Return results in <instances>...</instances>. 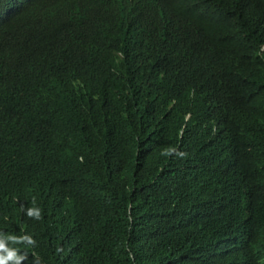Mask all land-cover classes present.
Segmentation results:
<instances>
[{"label":"trees","instance_id":"trees-1","mask_svg":"<svg viewBox=\"0 0 264 264\" xmlns=\"http://www.w3.org/2000/svg\"><path fill=\"white\" fill-rule=\"evenodd\" d=\"M38 114L0 153L21 264H264V0H0V137Z\"/></svg>","mask_w":264,"mask_h":264},{"label":"clouds","instance_id":"clouds-1","mask_svg":"<svg viewBox=\"0 0 264 264\" xmlns=\"http://www.w3.org/2000/svg\"><path fill=\"white\" fill-rule=\"evenodd\" d=\"M35 115L32 119L23 122L19 127H17L11 134L0 137V153H4L9 151L16 143V137L19 134V132L27 127H31L33 124H35L39 118V114ZM190 120V114L187 115L185 122H188ZM185 127H183L184 129ZM183 130L180 132L182 135ZM162 156H173L175 155L177 158H184L186 156L185 152L179 151L176 148H169L166 149L161 153ZM34 202V201H33ZM23 215H25L27 218L32 219H41L42 213L41 209L38 206L34 207H28L23 210ZM4 234L10 233L1 231ZM0 233V264H21L22 260L28 259L27 255H21L19 252V249L12 247V246H6L8 244V241L10 242V245L14 244H26L28 246H34L35 241L31 238V236H22V237H4L3 234ZM8 241H7V240Z\"/></svg>","mask_w":264,"mask_h":264},{"label":"bare ground","instance_id":"bare-ground-1","mask_svg":"<svg viewBox=\"0 0 264 264\" xmlns=\"http://www.w3.org/2000/svg\"><path fill=\"white\" fill-rule=\"evenodd\" d=\"M100 118V117H99ZM97 121V120H96ZM50 245V244H49Z\"/></svg>","mask_w":264,"mask_h":264}]
</instances>
